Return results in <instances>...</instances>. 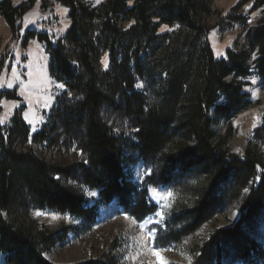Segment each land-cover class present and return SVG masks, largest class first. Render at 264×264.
Here are the masks:
<instances>
[{
    "label": "trees",
    "instance_id": "trees-1",
    "mask_svg": "<svg viewBox=\"0 0 264 264\" xmlns=\"http://www.w3.org/2000/svg\"><path fill=\"white\" fill-rule=\"evenodd\" d=\"M36 1L0 2L12 40ZM212 1L56 0L67 9L65 36L51 43L46 33H28L27 40L45 43L51 79L64 90L39 131L31 133L21 112L0 126V256L6 264H50L44 254L71 232L21 223L30 210L66 214L86 231L112 202L136 221L150 217L156 212L150 189L178 197L176 212L157 229L158 247L190 242L193 264H264V113L242 156L227 148L231 125L223 135L213 127L214 120L229 122L252 106L245 91L250 76L264 88V0L240 1L251 3L261 19L244 24L243 47L221 59L209 42ZM6 58L0 55V75ZM5 97L17 100L2 92L0 101ZM118 124L129 127L131 138ZM32 144L73 150L81 161L64 167L37 156L27 148ZM138 164L147 172L141 184L134 180ZM231 207L239 212L237 223L196 242ZM85 264L116 263L105 256Z\"/></svg>",
    "mask_w": 264,
    "mask_h": 264
},
{
    "label": "rangeland",
    "instance_id": "rangeland-1",
    "mask_svg": "<svg viewBox=\"0 0 264 264\" xmlns=\"http://www.w3.org/2000/svg\"><path fill=\"white\" fill-rule=\"evenodd\" d=\"M9 1L12 6H18L26 0ZM240 1L213 0L211 3L215 15L207 20V25L212 27L209 42L216 59L224 58L228 49H241L244 45V24L254 26L261 19V12L252 11L251 3L240 6ZM64 10L56 0H37L23 17L22 28L15 40L11 39L10 29L0 17V55L5 54L7 57L0 75V94L7 92L17 98L7 100L5 97L0 101V126H8L18 112H21L22 120L32 134L47 124L49 114L64 89L51 79L45 43L39 42L37 37L31 40H27V37L30 31H34L36 34L46 33L51 43L63 38L69 26L67 11ZM164 31L165 29L160 30ZM105 65L106 59L102 62L103 68H106ZM246 82L248 86L245 91L250 96L252 106L229 122L216 119L213 124L219 135L226 134L231 125L232 136L227 148L239 156H242L264 113V88L254 76H250ZM118 127L124 135L131 138L133 132L126 124ZM18 148L24 150L25 147ZM27 148L40 158L55 160L64 167L75 166L76 162L81 161V156L73 150L57 146L32 144ZM133 172L135 182L141 184L147 175L146 168L138 164ZM65 184L74 185L68 179ZM78 190L88 198L94 196L81 187ZM148 196L156 205V212L143 221L134 220L112 202L98 210L94 224L86 231L77 230L78 222L66 214L35 209L23 216L20 222L32 225L36 230L71 228L62 243L44 254V259L50 264H85L105 256L113 259L116 264H193L192 256L188 254L192 243L186 242L183 246L164 249L154 241L157 229L177 210L176 193L168 189H150ZM238 220L237 208L227 209L202 229L196 242L204 241L215 228L233 227ZM262 232L264 234V230ZM0 264H6L3 255L0 256Z\"/></svg>",
    "mask_w": 264,
    "mask_h": 264
},
{
    "label": "snow or ice",
    "instance_id": "snow-or-ice-1",
    "mask_svg": "<svg viewBox=\"0 0 264 264\" xmlns=\"http://www.w3.org/2000/svg\"><path fill=\"white\" fill-rule=\"evenodd\" d=\"M64 11H67V9H65ZM220 55H222V53H220ZM254 58H255V56H254ZM105 66H107V65H105ZM60 87H63V86L61 85ZM137 87H140V85H137ZM0 122H2V121H0ZM38 215H39V213H38Z\"/></svg>",
    "mask_w": 264,
    "mask_h": 264
}]
</instances>
